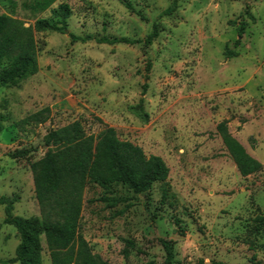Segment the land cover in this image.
<instances>
[{
	"label": "rangeland",
	"instance_id": "374dc122",
	"mask_svg": "<svg viewBox=\"0 0 264 264\" xmlns=\"http://www.w3.org/2000/svg\"><path fill=\"white\" fill-rule=\"evenodd\" d=\"M35 1L0 0V15L34 44L39 67L0 88V194L15 200L14 215L42 219L31 165L47 153L50 131L78 121L95 138L113 129L170 171L147 193L84 184L78 241L92 254L110 264H163L167 241L174 264H264V0H179L171 15L172 0H57L46 11ZM63 4L68 33L37 32L35 22L57 21ZM154 26L159 36L146 47ZM70 33L91 40L73 43ZM102 37L142 43L94 41ZM141 100L147 123L131 110ZM47 108L46 123L21 124ZM221 123L259 172L240 174ZM20 151L28 155L10 157ZM4 219L0 206L1 262L20 243ZM41 243L42 264H52L44 236Z\"/></svg>",
	"mask_w": 264,
	"mask_h": 264
},
{
	"label": "trees",
	"instance_id": "16d2710c",
	"mask_svg": "<svg viewBox=\"0 0 264 264\" xmlns=\"http://www.w3.org/2000/svg\"><path fill=\"white\" fill-rule=\"evenodd\" d=\"M56 1L36 0L33 9L46 11ZM178 2L179 0H172V5L165 14L174 13ZM53 15L58 18L57 21L37 20L35 30L67 34L68 19L71 17L69 5H60L58 10L53 11ZM158 36V27L154 26L151 34L143 41L144 45L151 46ZM69 37L73 43H86L91 40L90 37L80 38L71 33ZM94 41L109 46L142 43L109 37L96 38ZM4 63L6 67L2 68ZM150 65L149 63L148 68ZM38 71L34 44H26L18 36L13 18L0 15V88L16 85L18 81L34 76ZM131 110L139 115L143 122L149 121L143 100ZM50 113V109H43L21 121V124H44L48 121ZM3 122L4 118L0 116V132L3 131ZM217 130L243 177L262 169L261 163L251 157L228 133L225 123L219 124ZM45 146L48 148L45 156L31 165L35 195L42 219L15 216V200L0 194V206L4 207L5 213L4 224L14 227L20 238L15 258L0 263L42 264L41 236H44L52 264H110L100 256L92 254L85 241H78L84 184L88 182L104 191H113L115 187L121 186L133 193H147L155 183H165L168 180L169 168L161 158L147 157L139 146L121 141L113 129H107L99 138H95L88 135L78 121L50 131L45 137ZM27 155V151H20L10 157L17 159ZM166 192H163V199ZM259 220L264 222L263 219ZM161 245L166 255L163 264H174L175 253L172 244L161 241Z\"/></svg>",
	"mask_w": 264,
	"mask_h": 264
}]
</instances>
